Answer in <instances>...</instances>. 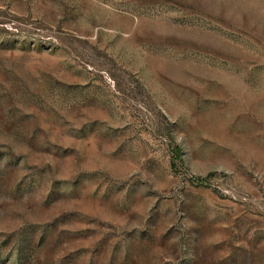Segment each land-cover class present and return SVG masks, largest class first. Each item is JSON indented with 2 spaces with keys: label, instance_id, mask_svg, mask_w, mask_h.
<instances>
[{
  "label": "rangeland",
  "instance_id": "1",
  "mask_svg": "<svg viewBox=\"0 0 264 264\" xmlns=\"http://www.w3.org/2000/svg\"><path fill=\"white\" fill-rule=\"evenodd\" d=\"M0 264H264V0H0Z\"/></svg>",
  "mask_w": 264,
  "mask_h": 264
}]
</instances>
